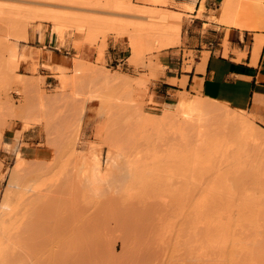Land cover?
Returning <instances> with one entry per match:
<instances>
[{
	"label": "rangeland",
	"instance_id": "obj_1",
	"mask_svg": "<svg viewBox=\"0 0 264 264\" xmlns=\"http://www.w3.org/2000/svg\"><path fill=\"white\" fill-rule=\"evenodd\" d=\"M89 1L0 0V264H264V145L177 129L169 105L193 93L164 91L155 37L176 20ZM28 29L64 62L19 52Z\"/></svg>",
	"mask_w": 264,
	"mask_h": 264
},
{
	"label": "crops",
	"instance_id": "obj_2",
	"mask_svg": "<svg viewBox=\"0 0 264 264\" xmlns=\"http://www.w3.org/2000/svg\"><path fill=\"white\" fill-rule=\"evenodd\" d=\"M222 1L166 0L161 4L174 12L179 10L181 30L178 44L161 49V58L168 70L160 82L168 92L175 89V78L182 79L186 89L193 94L245 109L264 122V11L245 19L247 25L233 26L216 19L220 17ZM257 3L264 9V0ZM186 4H192V8L188 9ZM256 35H261V41L257 44L258 50L254 51ZM13 43L19 52L37 55L46 66L64 62L54 57L57 56L56 48L60 47L53 44L47 31H41L40 35V30L28 29L25 39ZM109 44L117 51L121 49L119 43ZM52 45L54 47L50 48ZM188 51L193 52L194 61L189 70L182 72L184 60L189 59L184 53ZM19 67L30 68L28 61H21ZM171 70L175 73L169 74Z\"/></svg>",
	"mask_w": 264,
	"mask_h": 264
},
{
	"label": "bare ground",
	"instance_id": "obj_3",
	"mask_svg": "<svg viewBox=\"0 0 264 264\" xmlns=\"http://www.w3.org/2000/svg\"><path fill=\"white\" fill-rule=\"evenodd\" d=\"M90 1L92 2L93 0H90ZM252 1L253 0H223L221 3V8H220L221 14H220L219 18H216L217 21L224 22L226 24H233V26L234 25H239V26L247 25V24H245L246 22H244L245 19H251V17L253 15L256 16V14H259L260 12L264 11V9H262L260 7L261 4L259 5L257 3L258 0H254L253 2ZM70 2H71V0H70ZM74 2H77V0H74ZM139 2H141L139 4H142V5H144V3H145V6L148 7L147 12L151 14L150 18H153V19L158 18L162 21H168L171 18H174L176 20V22H175L176 25L175 26L173 25L174 27H172L171 29H165L162 25L156 26L158 29V32H157V35L155 37L159 42V46L163 48V47L178 44L180 42V30H181L180 29L181 28V25H180L181 13H179V10H178V12H174V11L170 10V11H172L171 13L159 10V13H157L158 6H160L161 4H164L166 2V0H139ZM92 3L102 4V5H106V6H115V7H119V8H125V9L126 8L127 9L134 8V6L132 7L130 0H104L102 2H100V0H94V2H92ZM146 4H150V5H146ZM142 5H139V6H142ZM185 6L188 9L192 8V4L191 5L186 4ZM261 6H263V5H261ZM185 11L186 10H184L183 12H185ZM262 14H264V13L262 12ZM55 17L56 16H54V18ZM235 27H237V26H235ZM91 33H92L91 29H88V34H91ZM24 34L22 33V35H24ZM40 35H41V31H40ZM262 37H263V35H262ZM255 40H256V42L254 45V51H257L258 50L257 44L261 41V35H256ZM142 43H143V40H141V38H139V37L130 39V45H129L130 55L127 57L128 59L135 61L136 59H138L140 57V55L143 51ZM11 47L15 48V52H16V47H14V46H11ZM58 67L60 68L61 66H58ZM80 67H81V65H80ZM55 68H56V66H55ZM73 68H74V66H73ZM64 69H66V68H64ZM76 70H77V68H76ZM66 76L62 75L61 77H59L60 78L59 83L63 86L67 82L72 83L71 79L69 80V78H71V77L68 78ZM69 76H71V75H69ZM74 76H72V77H74ZM74 78L76 79V77H74ZM72 80H74V79H72ZM67 84H66V86H67ZM181 84L184 85V80H182ZM197 92H198V90H197ZM171 99H172V97H171ZM152 105L156 106V105H158V103L154 102V104H152ZM169 106H172V108L174 106V108H175V110H173L174 112H171L172 114L170 113V115H169V113H168V117L171 116V118L174 121V123H172V124L174 126H176L175 122H176V124L180 123L177 125H178V127L180 125L179 128L181 129V128H183L182 123H184V124L190 123L189 124V126L191 125L190 128H192V127L195 128V130H196L195 132H197L196 135L198 134L200 136V138H198L199 140L204 137V139L209 140V141H213L217 144H222V145L223 144H225V145L237 144V145L243 146L247 143V141H248L247 139H250L253 143H258V144L264 145V132L260 131L256 126H254V124H253L254 122L250 118V115H252V114H250L248 116L249 112H247L245 109L233 107L224 101H220L217 99H211V98H208L206 96L200 95L199 93H194L193 96H191V97H187L186 95H182V96H180L177 103H175L174 105H169ZM166 114H167V112H166ZM165 116H167V115H165ZM168 117H166V118H168ZM172 119L169 118L168 122L170 123V121ZM181 125H182V127H181ZM187 127L188 126H184V128H187ZM176 128H177V126H176ZM201 141H203V140L201 139ZM17 154H19V153L17 152ZM21 164H22V158L18 157L16 162H14L13 167L18 168V167H20ZM118 178H120V177H118ZM2 209L4 210L3 205L0 208V213L3 212ZM1 219H3V218L1 217ZM3 221L4 220H2L1 222H3ZM2 225L3 224H1V226ZM259 249H261V248L259 247ZM261 251H262V249H261Z\"/></svg>",
	"mask_w": 264,
	"mask_h": 264
}]
</instances>
